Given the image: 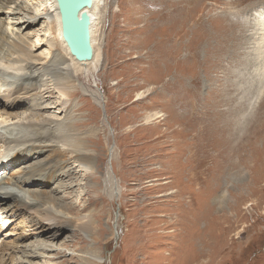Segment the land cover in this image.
<instances>
[{
    "label": "rangeland",
    "instance_id": "rangeland-1",
    "mask_svg": "<svg viewBox=\"0 0 264 264\" xmlns=\"http://www.w3.org/2000/svg\"><path fill=\"white\" fill-rule=\"evenodd\" d=\"M103 3L99 69L74 78L67 105L56 92L43 104L22 87L0 94V122L64 121L73 107L95 157L89 173L54 177L50 165L39 195L41 180L22 191L9 180L49 153L0 148V180L11 176L0 185V264H264V0ZM28 10L1 16L8 37L32 34L35 58H49L54 34ZM7 194L42 200L56 220Z\"/></svg>",
    "mask_w": 264,
    "mask_h": 264
},
{
    "label": "bare ground",
    "instance_id": "bare-ground-1",
    "mask_svg": "<svg viewBox=\"0 0 264 264\" xmlns=\"http://www.w3.org/2000/svg\"><path fill=\"white\" fill-rule=\"evenodd\" d=\"M23 3H26V0H0V94L4 93L10 98L20 90V87H22L23 92H21V94L23 95L25 101L28 100L29 97L34 95L36 96L37 101L39 103L41 102L42 104L43 102H45L44 100L46 98H52V94L54 92L58 93V95L61 96L62 99L64 98L66 100L69 96H75L76 92L74 94V92L69 93L68 91L71 87L74 86L72 84L74 83V78L76 76L90 75V73L97 72V70L99 69L100 48L98 46L99 44H97L96 42V39H98L96 38V32L101 26L100 14L102 6L104 5L103 0H94L93 8L88 11L91 16V39L94 46V57L89 62L77 61L73 57V55H71L67 44L64 42L62 37V24L60 19L59 6L57 5L56 0H45V7L36 8L25 7L26 5H24ZM12 8L18 9L20 10V12H22V10H24L25 8L29 9L27 12L29 13L30 20H36V22L31 21V23H35L38 25L41 19H45L44 23L47 24V28L49 30H52L51 35L54 34V36H51L52 39L50 42L51 44L48 47V52H45L47 55H51L52 53L51 57L43 59L35 58L32 52L33 46L32 44H30L32 34L29 35L28 33L25 36H19L17 34L14 37H11L9 35L8 37L4 25L5 21L1 16H5V13L6 15H8L10 13L9 10H11ZM6 10L8 12H6ZM42 11L45 12L44 15ZM21 23H24L23 19L15 21L14 25L16 26ZM31 23H26L25 25L20 26L19 34L20 31H22L25 27L26 30H28V28H32L30 27ZM203 30L204 29H202V31ZM26 39H28L26 43L30 48L23 44V41H25ZM62 99L60 100L61 102ZM60 104L63 105V103ZM64 104L67 105L68 102H65L64 100ZM1 105L2 104L0 103V106ZM43 107L44 106H41L37 103L33 104V109H36L35 112L42 111L44 109H51L47 106H45L44 108ZM61 108L64 107L61 106ZM72 109L73 107L70 106V110ZM70 110H68V107L66 110H64L66 114V118L64 121L58 118L53 119V121L41 119L33 122L31 120L23 119V121L17 120L13 123V121L10 120V117L5 118L4 120L1 119L0 148H5V150L7 151L18 152L19 150V152L16 153L18 155L25 152L29 154L34 150L37 153H40V155L48 152L49 154L47 155V157L50 158L51 163L49 162L50 164L46 163L40 166H37V164L32 168L30 167L25 177L22 176L21 178L15 179L11 177L10 174L9 176L6 175L7 178L5 177V179L0 180V185H6V181L11 177L9 182H11L14 187H18V189L22 191L23 184L38 179L45 183L39 184L41 186L39 195H42L44 194L42 192L43 188L45 187V185L48 186L49 181L46 180L47 177L42 178L41 174H43L44 171L48 170L50 165H53V167H57V171L54 173V177L57 176L58 172H60L61 174L64 170V172H66L67 170L69 174H78V171L75 170V168H81L86 173H89V170H92L95 157L89 154L87 143V140L91 139V136H86L85 138L81 137L79 131L77 130V127L82 124V122H80L75 116H71L72 111ZM58 111V113H60L59 108ZM4 115L6 114H0V118ZM17 128H24L25 133L23 135H20L19 131L15 132ZM59 143H62L65 148H60ZM7 197H12V205L16 208L24 206V209H35V212H41L42 220H56L55 217L57 215L51 213L48 208H46L47 204H42V200L39 201L38 199H36L34 200V202L28 205L25 202L22 203L24 199H22L18 195L16 196V194H7ZM0 200L4 201L3 199H1V197ZM39 208L40 211L36 210ZM1 222L2 220L0 221V223ZM30 256L31 258L41 257L40 254H37L36 256ZM28 264L33 263L31 261H28Z\"/></svg>",
    "mask_w": 264,
    "mask_h": 264
},
{
    "label": "water",
    "instance_id": "water-1",
    "mask_svg": "<svg viewBox=\"0 0 264 264\" xmlns=\"http://www.w3.org/2000/svg\"><path fill=\"white\" fill-rule=\"evenodd\" d=\"M62 24V37L73 57L89 62L94 57L92 22L89 10L94 0H56Z\"/></svg>",
    "mask_w": 264,
    "mask_h": 264
},
{
    "label": "clouds",
    "instance_id": "clouds-1",
    "mask_svg": "<svg viewBox=\"0 0 264 264\" xmlns=\"http://www.w3.org/2000/svg\"><path fill=\"white\" fill-rule=\"evenodd\" d=\"M1 237V236H0Z\"/></svg>",
    "mask_w": 264,
    "mask_h": 264
}]
</instances>
